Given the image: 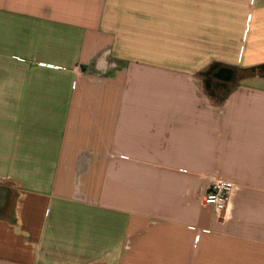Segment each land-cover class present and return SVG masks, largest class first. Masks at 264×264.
<instances>
[{
	"label": "crops",
	"instance_id": "1",
	"mask_svg": "<svg viewBox=\"0 0 264 264\" xmlns=\"http://www.w3.org/2000/svg\"><path fill=\"white\" fill-rule=\"evenodd\" d=\"M261 64L264 0H0V264H264Z\"/></svg>",
	"mask_w": 264,
	"mask_h": 264
},
{
	"label": "built area",
	"instance_id": "2",
	"mask_svg": "<svg viewBox=\"0 0 264 264\" xmlns=\"http://www.w3.org/2000/svg\"><path fill=\"white\" fill-rule=\"evenodd\" d=\"M233 190V183L216 179L210 184L204 195V203L213 207L218 222L223 221L226 217Z\"/></svg>",
	"mask_w": 264,
	"mask_h": 264
},
{
	"label": "trees",
	"instance_id": "3",
	"mask_svg": "<svg viewBox=\"0 0 264 264\" xmlns=\"http://www.w3.org/2000/svg\"><path fill=\"white\" fill-rule=\"evenodd\" d=\"M216 67L218 66H213L211 71H214ZM235 72L236 74L234 75L232 82L229 84L226 83V84L218 85L217 83L214 82V80H210L207 78L205 80L206 90L209 92V94L213 98L217 100H222L225 94L229 91L230 87L236 84L238 81L242 80L243 78L251 77V76H257L259 78H264V64L251 67L248 69H244V70L237 69L235 70Z\"/></svg>",
	"mask_w": 264,
	"mask_h": 264
},
{
	"label": "rangeland",
	"instance_id": "4",
	"mask_svg": "<svg viewBox=\"0 0 264 264\" xmlns=\"http://www.w3.org/2000/svg\"><path fill=\"white\" fill-rule=\"evenodd\" d=\"M235 74H236V72L233 71V75H235ZM228 87H229V86H228ZM85 261H88V260H85ZM85 264H88V263H85Z\"/></svg>",
	"mask_w": 264,
	"mask_h": 264
}]
</instances>
